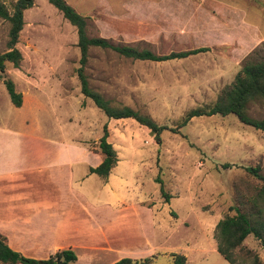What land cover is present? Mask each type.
<instances>
[{"label": "rangeland", "instance_id": "1", "mask_svg": "<svg viewBox=\"0 0 264 264\" xmlns=\"http://www.w3.org/2000/svg\"><path fill=\"white\" fill-rule=\"evenodd\" d=\"M2 1L12 10L15 0ZM67 2L87 16L90 36L156 53L208 48L151 60L90 46L85 65L90 86L113 104L130 105L165 124L158 142L146 125L133 117H109L83 95L76 74V27L48 0H34L24 9L25 25L16 43L23 58L18 67L7 61L0 72V153L30 151L52 135L84 138L95 150L96 137L106 124L107 139L120 157L121 199L128 198L137 178L138 195L150 192L154 202L152 224L149 212L138 216L150 242H145L143 231L138 232L139 249L159 251L153 264H175L171 252H192L186 264H227L218 251L204 255L190 250H217V221L234 213L236 204L251 209L250 197L261 180L246 166H258L264 174V131L233 113L196 115L181 126L178 122L189 108L212 102L246 55L262 48L264 0ZM8 28L9 22L0 17V52L7 49ZM4 77L12 78L22 93L20 105L12 103ZM248 111L264 118V97L250 102ZM92 156L88 154V159L94 160ZM226 161L232 164L224 167ZM157 175L171 194L168 201L160 193ZM244 242L264 261L263 246L253 234Z\"/></svg>", "mask_w": 264, "mask_h": 264}, {"label": "crops", "instance_id": "2", "mask_svg": "<svg viewBox=\"0 0 264 264\" xmlns=\"http://www.w3.org/2000/svg\"><path fill=\"white\" fill-rule=\"evenodd\" d=\"M51 137L27 152L0 153V234L8 245L35 258L71 248L77 264H111L123 256L156 257L158 250H141L135 240L143 231L149 242L138 216L149 212L152 224L154 202L149 200L150 192L138 198L137 178L132 193L130 187L128 198L121 199L124 180L116 147L117 162L101 177L90 167L101 161L102 154L90 149L84 138ZM190 251L205 255L218 250ZM189 254H184V264Z\"/></svg>", "mask_w": 264, "mask_h": 264}, {"label": "trees", "instance_id": "3", "mask_svg": "<svg viewBox=\"0 0 264 264\" xmlns=\"http://www.w3.org/2000/svg\"><path fill=\"white\" fill-rule=\"evenodd\" d=\"M62 15L69 20L77 31V46L79 48L78 66L76 74L80 82V91L84 96L92 99L94 104L103 110L109 117H133L141 124L146 125L154 133L156 141L160 142V132L167 127L158 123L150 114L144 113L127 104H113L111 99L105 97L101 92L93 89L89 84L85 65L92 45L110 47L119 54L134 59L163 60L169 58L184 57L207 49V46H198L189 49L172 50L168 53H156L149 48H139L130 44H118L111 42L105 36H90L87 31V16L81 14L67 0H48ZM34 4V0H15L12 10L0 0V17L9 22L7 49L0 52V72L9 61L18 67L23 58L21 50L16 46L19 32L24 24V9ZM264 47V42L262 48ZM261 48V49H262ZM254 48L244 58L240 68L233 79L226 83L217 93L216 98L210 103H204L189 108L178 122V126L184 125L191 117L196 115H210L219 113L222 115L233 113L243 123L249 124L264 131V118L256 117L249 113L248 106L255 99L264 97V51ZM3 82L9 97L14 105L22 103V93L16 89L15 83L10 77H4ZM107 125H103V133L98 138V146L95 149L102 154L101 161L90 170L101 177H106L110 169L117 162V152L113 144L107 139ZM231 162H223L224 167L230 166ZM247 170L257 176L261 183L256 193L250 197L251 209L244 210L239 204L233 206L235 212L225 214L216 225L214 236L216 238V249L231 264H264L259 254L245 245L244 239L248 234H253L264 249V174L258 171V166H246ZM155 180L159 182V190L165 201L171 194L164 187L162 178L157 175ZM175 264H184V254L171 252ZM57 260H63L66 264H77L76 254L71 248L55 251L46 258H35L27 256L12 248L0 234V262L9 264H56ZM155 254L140 258L123 256L111 264H153Z\"/></svg>", "mask_w": 264, "mask_h": 264}, {"label": "water", "instance_id": "4", "mask_svg": "<svg viewBox=\"0 0 264 264\" xmlns=\"http://www.w3.org/2000/svg\"><path fill=\"white\" fill-rule=\"evenodd\" d=\"M56 264H66V262L63 261V260H57V261H56Z\"/></svg>", "mask_w": 264, "mask_h": 264}]
</instances>
